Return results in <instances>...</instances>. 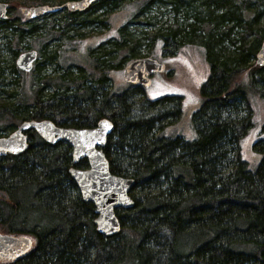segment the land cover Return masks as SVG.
<instances>
[{"label": "trees", "instance_id": "trees-1", "mask_svg": "<svg viewBox=\"0 0 264 264\" xmlns=\"http://www.w3.org/2000/svg\"><path fill=\"white\" fill-rule=\"evenodd\" d=\"M65 1L0 0L10 4L0 19V137L29 119L94 127L108 117L115 127L104 151L114 174L135 179V206L117 209V235L98 233L95 206L69 171L72 146L29 130L25 152L0 157V231L34 245L0 264H264V155L256 166L242 151L256 118L252 99L264 97V64L256 62L264 0H99L35 19L20 12ZM132 2L131 18L91 47L86 62L87 54L72 55L80 40L67 53L84 36L81 27L107 25L106 13ZM152 11L170 12L173 21L155 24ZM140 17L153 27L142 41L130 28ZM147 41L171 49L169 56L187 44L204 48L210 75L192 139L168 132L183 118V94L150 99L140 86L115 89L112 71L142 57ZM28 49L38 59L24 70L17 57ZM253 148L264 153V138ZM75 166L88 168V159Z\"/></svg>", "mask_w": 264, "mask_h": 264}, {"label": "water", "instance_id": "water-1", "mask_svg": "<svg viewBox=\"0 0 264 264\" xmlns=\"http://www.w3.org/2000/svg\"><path fill=\"white\" fill-rule=\"evenodd\" d=\"M99 0H67L63 4H40L21 8L22 14L30 19L55 14L68 9L84 11ZM8 3L0 2V19H7ZM256 62L264 64V41L257 52ZM38 59L36 50H27L18 57L19 66L30 70ZM166 64L153 57H138L128 62L123 69L124 80L134 86L148 87L152 75L163 72ZM114 122L108 117L101 118L94 127H69L56 124L51 119L24 120L10 134L0 137V157L9 154L19 155L30 145L29 130H35L50 144L68 142L72 146L73 166L70 174L76 182L85 202L95 206V225L98 233L106 237L117 235L122 224L117 215L118 208L131 209L135 206L130 191L135 179L114 174L104 147L114 130ZM87 158L88 168L75 166ZM34 240L27 235H13L0 231V261L15 260L28 253Z\"/></svg>", "mask_w": 264, "mask_h": 264}, {"label": "rangeland", "instance_id": "rangeland-1", "mask_svg": "<svg viewBox=\"0 0 264 264\" xmlns=\"http://www.w3.org/2000/svg\"><path fill=\"white\" fill-rule=\"evenodd\" d=\"M137 5L138 4L136 2L125 3L123 7L115 10L113 13H106L105 15L109 18L107 25L97 26L100 23H96L88 27H81L80 29L84 33V36L73 41L71 45L69 43L70 46H67L65 50H67V53L74 51L73 46H75V42L80 40L78 43V48L75 50V52H72V55L79 56V60H83L82 58H85L87 54L85 60L86 62L88 58V50L93 46H98L108 37L116 34L117 28L125 23V21H128L134 14L135 10L137 9ZM15 10H17V8H15ZM165 10L166 9L163 8V11ZM60 13L64 14V11ZM150 16L153 17L152 21L155 22V24H168L173 21L174 18L170 12H165L162 14L152 11L150 12ZM141 19L143 18L140 17L139 19H135L133 25L130 26L133 32H136L137 37H135V40L141 38V32H152L153 30L151 25H144L143 23L139 22ZM1 35L2 30L0 29V36ZM2 44L3 43L1 42V47ZM60 44H65L64 40H60ZM142 44L143 45L139 46L142 57H153L166 64L165 71L154 73L151 77V85L143 88L145 95L150 99H156L165 95L183 94V118L180 123H176L169 127L168 132L172 134H183L190 139L194 138V131L191 125L192 115L202 104V95L200 92L204 82L210 75V68H208L209 63L207 58H205L204 48L198 45L187 44L181 46L177 50L176 55L169 56L168 51L171 49L168 48L165 51L161 48H158L161 46V44H158V47L155 46L151 41H147ZM60 47L61 46H59V48ZM62 47L65 48L64 45ZM166 52L167 55H165ZM122 55L123 54L120 53V56ZM71 59L74 58L70 57V60ZM50 67L51 68L49 70L54 69L53 66ZM112 72L116 91H124L128 87L129 83L124 80L123 69L115 68V70ZM252 104L256 114L255 123L251 128L249 133L250 135L243 139L242 151L243 158L257 166L264 153L256 152L253 146H256V143L259 139L264 138V97H254L252 99Z\"/></svg>", "mask_w": 264, "mask_h": 264}, {"label": "flooded vegetation", "instance_id": "flooded-vegetation-1", "mask_svg": "<svg viewBox=\"0 0 264 264\" xmlns=\"http://www.w3.org/2000/svg\"><path fill=\"white\" fill-rule=\"evenodd\" d=\"M9 5V7H10V4H8ZM32 6H34V5H32ZM8 7V8H9ZM22 8V7H21ZM21 8H20V12H21ZM65 11V10H64ZM62 12V11H61ZM22 13V12H21ZM60 13V12H59ZM23 15V17H25V18H27V19H30V18H28L27 16H25L24 14H22ZM49 15V14H48ZM29 50V49H28ZM33 50V49H32ZM35 50V49H34ZM27 51V50H26ZM37 51V50H36ZM22 52H24V51H22ZM21 52V53H22ZM19 57V56H18ZM134 86V85H133ZM142 89L145 87V86H140ZM143 94L145 95V93H144V90H143ZM12 155V154H11Z\"/></svg>", "mask_w": 264, "mask_h": 264}, {"label": "bare ground", "instance_id": "bare-ground-1", "mask_svg": "<svg viewBox=\"0 0 264 264\" xmlns=\"http://www.w3.org/2000/svg\"><path fill=\"white\" fill-rule=\"evenodd\" d=\"M8 19V18H7ZM31 50V49H30ZM21 54V53H20ZM143 57H145V56H143ZM18 58V57H17ZM18 65H19V63H18ZM30 120V119H29Z\"/></svg>", "mask_w": 264, "mask_h": 264}]
</instances>
